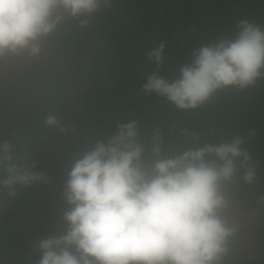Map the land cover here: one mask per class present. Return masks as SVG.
I'll use <instances>...</instances> for the list:
<instances>
[{
  "label": "clouds",
  "instance_id": "obj_1",
  "mask_svg": "<svg viewBox=\"0 0 264 264\" xmlns=\"http://www.w3.org/2000/svg\"><path fill=\"white\" fill-rule=\"evenodd\" d=\"M111 0H0V58H36L47 38L69 17L88 18ZM195 30V29H193ZM166 42L146 53L155 66L140 85L178 111L210 102L223 89L242 92L264 80V25L238 20L233 35L192 50L177 75L159 74ZM45 127L64 134L55 114ZM155 133V130H154ZM256 135H233L162 157L154 134L150 153L139 139L136 120L115 125L74 159L63 184L57 228L35 241L37 264H222L237 225L226 218L227 187L239 174L244 184L257 168L244 147ZM28 155L0 143V192L15 199L19 189L47 184ZM260 203H264L261 197Z\"/></svg>",
  "mask_w": 264,
  "mask_h": 264
},
{
  "label": "trees",
  "instance_id": "obj_2",
  "mask_svg": "<svg viewBox=\"0 0 264 264\" xmlns=\"http://www.w3.org/2000/svg\"><path fill=\"white\" fill-rule=\"evenodd\" d=\"M63 15L45 38L42 51L56 50L67 60L74 116L66 120L58 108H50L65 127L64 134L44 126L47 112L32 107L33 98L26 101L20 74L6 65L9 56L0 58V143H10L17 155L26 153L48 178L47 184L19 189L15 199L0 192V264H37L35 241L58 226L63 184L72 161L97 140L106 139L116 124L129 120L138 123L146 155L154 134L159 137L162 157L233 135L246 136L255 129L256 135L244 147L260 164L264 197V80L242 92L223 89L191 111H178L164 98L140 91L144 78L155 70L146 60L149 49L166 42L159 74L172 78L189 62L193 49L233 35L238 20L264 25V0H111L88 18L85 27L79 24L82 17ZM93 42L98 48L91 49ZM71 120V127L64 125ZM37 191L43 193L44 203ZM222 264H264V260L225 259Z\"/></svg>",
  "mask_w": 264,
  "mask_h": 264
},
{
  "label": "rangeland",
  "instance_id": "obj_3",
  "mask_svg": "<svg viewBox=\"0 0 264 264\" xmlns=\"http://www.w3.org/2000/svg\"><path fill=\"white\" fill-rule=\"evenodd\" d=\"M97 46V42H93L91 49L98 48ZM52 52L53 54L42 51L39 57L31 59L22 57L25 58L24 60H22L21 56H9L5 59L6 65L8 67L12 66L16 75L20 74L23 88L27 91L25 93L26 101L30 103L31 98H33L32 107L41 106L47 112V115L50 114V108H58V115L64 114L66 116L65 119L70 120L74 116L73 110L76 105L74 104V92L71 91L70 80L67 78V60L61 59L56 50ZM14 79L16 80V76ZM45 117H42V120ZM72 124L73 120L66 122L64 125L71 127ZM72 132L70 130L68 134ZM254 183L249 185L240 181L237 184V188L235 189L239 192L241 200L255 201L251 195V193L255 192L252 186ZM37 190L41 192V190ZM38 191L36 194L39 197L40 203H44L42 198L44 195L43 193L39 194ZM256 193L258 192L256 191ZM260 233H262V228L261 232H259L256 222L252 226L244 225L242 231L239 233V238L245 243L246 253L249 256H253L257 250L256 242L259 241ZM241 262H247V260L244 259Z\"/></svg>",
  "mask_w": 264,
  "mask_h": 264
},
{
  "label": "crops",
  "instance_id": "obj_4",
  "mask_svg": "<svg viewBox=\"0 0 264 264\" xmlns=\"http://www.w3.org/2000/svg\"><path fill=\"white\" fill-rule=\"evenodd\" d=\"M253 162L257 168V179L254 185H252L255 192L251 193L255 201H243L239 198V192L235 189L237 188V184L241 181L239 179V174L234 178L233 183L229 185L226 190L229 197V208L226 212V218L230 223L237 225V233L230 244L231 251L226 258V262L228 261V263H241L244 259L247 261L264 260V211L263 203H260L262 197V184L259 174L260 164L258 161ZM256 191L258 193H256ZM255 222L259 232H261L262 228V233H260L259 241L256 242V252L253 256H249L246 253L245 243L239 238V233L242 231L244 225L252 226Z\"/></svg>",
  "mask_w": 264,
  "mask_h": 264
}]
</instances>
